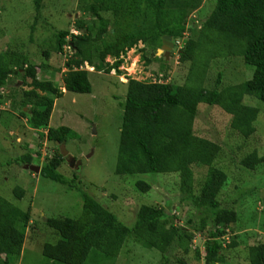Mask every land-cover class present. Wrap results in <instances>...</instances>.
<instances>
[{
  "label": "trees",
  "instance_id": "trees-1",
  "mask_svg": "<svg viewBox=\"0 0 264 264\" xmlns=\"http://www.w3.org/2000/svg\"><path fill=\"white\" fill-rule=\"evenodd\" d=\"M43 1L34 0L37 21L42 18ZM204 1L89 0L85 12L90 13V19L75 23V29L80 33L74 35L70 30H56L54 36L56 53L63 54L66 46L74 51L65 64L63 89L90 94L93 85L91 73L84 69L86 63L96 71L121 74L119 68L124 63V56L139 43L144 45L140 53L147 65L154 61L164 62V55L156 56L164 36H172L174 50H177V41L190 32L184 45L178 48L180 62L190 64L184 85L175 86L168 81L165 64L162 65L165 73L156 74L162 83L131 80L126 84L115 174L129 177L178 173L181 201H189L195 209L204 210L199 231L208 234L205 264H217L225 260L222 250L226 235H229V242L225 247L238 246L234 238L231 241L232 225L238 222V215L232 208L222 209L219 202L220 192L228 180L227 173L214 166L222 146L197 136L194 125L200 104L220 106L233 114L234 130L244 138L253 134V123L260 109L244 104L243 100L252 96L264 102V0H214L215 6L202 24L188 26L189 11L200 8ZM105 12L130 20L134 29L110 35L109 28L114 22L104 16ZM37 21L31 27L32 37ZM68 36H71L69 40ZM45 54L50 56L49 52ZM108 57L114 59L112 64L106 61ZM235 57L255 68L251 79L225 89L222 86L224 74L219 72L214 86H205L213 61ZM42 67L44 64L40 65ZM40 68L27 53L11 48L0 53V105L10 100L15 110L20 109V115L27 119L31 129L47 131L46 134L38 133L40 148L44 137L48 142L59 143L49 147L55 149V154L46 159L40 176L69 185L58 169L67 160L60 146L68 142L72 130L66 126H49L55 98L64 92L53 81L41 80L38 76ZM14 76L23 82L22 88L18 84L13 89L8 88ZM41 93L53 94L55 98ZM37 155L40 157L41 151ZM15 162L33 164L32 152L27 150ZM262 163L264 156H259L257 151L240 160V165L250 170ZM199 166L209 168V174L197 193L194 168ZM76 181L77 177L71 181L70 188L78 189L73 184ZM136 186L144 193L151 190V185L144 181H138ZM25 193L21 187L14 189L18 199H23ZM82 200L83 211L79 218H48L47 223H43L59 236L55 243L47 242L42 248L43 255L51 261L88 264L89 256L95 251L101 259L97 260L98 264L101 261L113 264L130 242L159 251L166 261L170 260L166 254L174 243L186 248V253L189 251L184 241L191 242L193 234L175 227L163 207L141 206L134 226L129 227L95 198L82 194ZM30 220L31 209L24 211L0 195V264H17L21 259ZM248 260L250 264H264V243L249 247Z\"/></svg>",
  "mask_w": 264,
  "mask_h": 264
},
{
  "label": "rangeland",
  "instance_id": "rangeland-1",
  "mask_svg": "<svg viewBox=\"0 0 264 264\" xmlns=\"http://www.w3.org/2000/svg\"><path fill=\"white\" fill-rule=\"evenodd\" d=\"M88 2L89 0H44L42 18L37 21L34 0H0V53L8 48L27 53L39 68L44 64L40 68L39 78L53 81L64 92L59 98L50 93L41 95L55 98L49 126H66L72 130L71 138L65 144L69 158L58 172L69 185L74 178H78L73 183L78 189H72L69 185L35 175L25 168L26 165L15 162L18 156L29 150L36 158L37 163L34 165L43 166L46 159L55 154V149H49L44 140L42 147H39L41 140L38 133L29 131L22 125L26 118L20 115V109H14L10 100L0 106V195L24 211L31 209L30 225L21 259L17 264H62L51 261L42 253L45 243H55L59 239L43 223H47L48 218H79L83 211L82 194L95 198L129 227L134 226L141 206L163 207L175 227L193 234L191 242L184 241L189 251L186 253V248L174 243L166 254L170 258L168 261L163 260L164 257L159 251L130 242L124 246L113 264H182L180 261L185 264H205L208 234L207 231H199L204 210L195 209L189 201H181L179 174L157 173L129 177L115 174L126 84L131 80H155L156 74L165 73L166 70L162 69L165 64L168 81L175 86L184 85L190 64L180 62L178 48L184 45L190 32H186L180 39L181 45L177 50H172L170 57H165L164 62L154 61L147 65L140 53L144 45L139 43L124 56V63L119 68L121 74L96 71L86 63L84 69L91 73L92 93L67 92L63 89V79L67 72L65 64L74 55V51L66 46L63 54L56 53L54 33L56 30L78 32L75 29L76 21L90 19V13L85 12ZM214 6V0H205L200 8L190 10L186 20L188 26H200ZM103 14L114 22L109 28L110 35L134 29L130 20L116 17L112 12ZM36 21L32 37L31 27ZM70 38L68 36L67 40ZM45 52H49L50 56L47 57ZM163 55L157 51V57ZM106 61L112 64L114 59L108 57ZM254 70L253 66L245 64L240 57L218 59L211 64L205 86L212 88L219 72L224 74L222 86L225 89L228 86H238L251 79ZM16 84L19 88L24 86L14 76L8 88L13 89ZM243 102L260 109L250 138H244L233 129V114L220 106L200 104L194 125L197 136L222 146L214 166L225 171L228 180L220 192L219 202L222 209L232 208L238 215V222L232 225L231 231V241L234 238L238 246L229 248L225 247V243L222 250L225 260L217 264H250L249 247L264 243V163L254 170L240 165V160L253 151L264 156V102L252 96H246ZM18 127L21 130L19 136L15 134ZM38 151H41L42 158L37 155ZM194 171L198 193L206 181L209 168L199 166ZM138 181L150 184L151 190L147 193L141 192L136 186ZM16 187L25 190L23 199H18L14 194ZM95 254V251L91 253L88 264H98L97 260H101ZM99 264L111 263L101 261Z\"/></svg>",
  "mask_w": 264,
  "mask_h": 264
},
{
  "label": "water",
  "instance_id": "water-1",
  "mask_svg": "<svg viewBox=\"0 0 264 264\" xmlns=\"http://www.w3.org/2000/svg\"><path fill=\"white\" fill-rule=\"evenodd\" d=\"M174 48H175V44L173 42L172 36H164L163 45H162L161 49L158 50V54L160 52H162L164 54V56L166 57V59H168L170 57L172 50H174ZM56 145H59V143L52 142V141L49 142V146H51V147H54ZM60 150H61L62 155L64 157L68 156V153L65 151V145L64 144L60 146ZM25 168L32 171L36 175H38L40 173V169H41L39 166H35L32 164L26 165Z\"/></svg>",
  "mask_w": 264,
  "mask_h": 264
},
{
  "label": "crops",
  "instance_id": "crops-1",
  "mask_svg": "<svg viewBox=\"0 0 264 264\" xmlns=\"http://www.w3.org/2000/svg\"><path fill=\"white\" fill-rule=\"evenodd\" d=\"M65 91V90H64ZM1 106V105H0ZM26 110V109H25ZM25 120V123L24 124H22V125H24L29 131H33V132H37V133H47V131H45V130H39V132L38 131H36V130H33V129H31L28 125H27V119H24ZM12 134V133H11ZM15 134L17 135V136H19L20 134H21V130H20V127H18L16 130H15ZM43 140H44V143L46 144V142H47V147H50L49 146V142L47 141V138L46 137H44L43 138ZM42 152L44 153V151L42 150ZM41 156H42V153H41ZM40 156V158H42ZM33 157H34V155H33ZM69 157L67 156V159H68ZM35 163H37L36 162V158L34 157V163L32 164V165H34ZM26 165H28V164H26ZM38 165H40V164H38ZM40 168H42V166L40 165L39 166ZM40 172H41V169H40ZM35 174V173H34ZM36 175V174H35ZM38 175H40V173L38 174Z\"/></svg>",
  "mask_w": 264,
  "mask_h": 264
},
{
  "label": "built area",
  "instance_id": "built-area-1",
  "mask_svg": "<svg viewBox=\"0 0 264 264\" xmlns=\"http://www.w3.org/2000/svg\"><path fill=\"white\" fill-rule=\"evenodd\" d=\"M78 31V30H77ZM80 32L78 31V32H73L72 34H74V35H77V34H79ZM177 45H178V47L181 45L180 44V41H177ZM69 47V46H68ZM180 48V47H179ZM154 82H160V83H162L163 81H162V79H155L154 80ZM0 109H1V107H0ZM228 234H230V232L228 231ZM226 238V239H225ZM224 238V240H225V242L227 243V242H229V235H226V237ZM228 239V240H227Z\"/></svg>",
  "mask_w": 264,
  "mask_h": 264
}]
</instances>
